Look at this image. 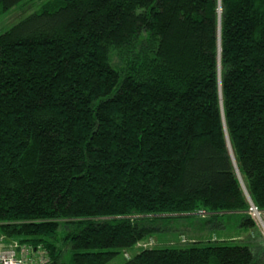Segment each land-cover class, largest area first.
<instances>
[{"label":"trees","instance_id":"trees-1","mask_svg":"<svg viewBox=\"0 0 264 264\" xmlns=\"http://www.w3.org/2000/svg\"><path fill=\"white\" fill-rule=\"evenodd\" d=\"M230 150L264 220V0H46L0 33L1 244L108 264L203 213L251 237L122 264H264Z\"/></svg>","mask_w":264,"mask_h":264},{"label":"rangeland","instance_id":"rangeland-1","mask_svg":"<svg viewBox=\"0 0 264 264\" xmlns=\"http://www.w3.org/2000/svg\"><path fill=\"white\" fill-rule=\"evenodd\" d=\"M46 0H23L19 5L13 8L11 11L7 12L3 16L0 17V33L8 30L10 27L18 23L20 20L24 19L28 15L39 11L40 7ZM238 177V175H237ZM250 204V203H249ZM248 214L253 218L256 222L259 232L261 233L262 240H264V228L262 227L260 221L264 224V220H259L253 213L250 211ZM209 215H193L180 217L176 219L169 220H159L158 227L159 231L155 233L150 239H146L140 244L136 245V247L131 248L123 253L117 255L111 262L108 264H122L123 261L127 258L133 257L136 255L140 248L152 244L149 248H166V247H183L190 244L194 241H212L217 240L220 241L222 239H239V241H245L246 237H251L248 235L250 230L238 229L236 222L232 220L233 224H224L222 229L220 230H212L209 229L211 227L208 219ZM236 226L238 228H236ZM66 229L61 227L59 229V233L57 234V238L59 240L62 239L65 234ZM250 234V233H249ZM7 244H1L3 246H7Z\"/></svg>","mask_w":264,"mask_h":264},{"label":"built area","instance_id":"built-area-1","mask_svg":"<svg viewBox=\"0 0 264 264\" xmlns=\"http://www.w3.org/2000/svg\"><path fill=\"white\" fill-rule=\"evenodd\" d=\"M250 211L259 219L260 213L253 204L249 205L248 212ZM200 215L204 214L200 213ZM45 257L41 250H32L30 247L16 242L3 247L0 245V264H44L47 260Z\"/></svg>","mask_w":264,"mask_h":264},{"label":"water","instance_id":"water-1","mask_svg":"<svg viewBox=\"0 0 264 264\" xmlns=\"http://www.w3.org/2000/svg\"><path fill=\"white\" fill-rule=\"evenodd\" d=\"M229 148H230V147H229ZM230 154H231V157H232V160H233V164H234V166H235V161H234V159H233V156H232V152H231V150H230ZM235 169H236V172H237V175H238V179H239V181H240V184H241V186L243 187V183H242V181H241V178H240V176H239V173H238V171H237V167H236V166H235ZM243 191L245 192V195H246V197H247L249 203L252 204L251 201H250V199H249V196H248L247 192L245 191V188H244V187H243ZM260 223H261L262 227L264 228V224H263L261 221H260Z\"/></svg>","mask_w":264,"mask_h":264},{"label":"bare ground","instance_id":"bare-ground-1","mask_svg":"<svg viewBox=\"0 0 264 264\" xmlns=\"http://www.w3.org/2000/svg\"><path fill=\"white\" fill-rule=\"evenodd\" d=\"M229 144V143H228ZM231 146V145H230ZM231 150H232V148H231ZM234 156V155H233ZM239 172V171H238ZM257 215H258V213H256ZM259 220H261V216H259ZM51 259V258H50Z\"/></svg>","mask_w":264,"mask_h":264}]
</instances>
